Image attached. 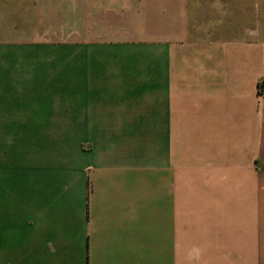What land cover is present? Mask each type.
<instances>
[{
  "label": "crops",
  "instance_id": "crops-1",
  "mask_svg": "<svg viewBox=\"0 0 264 264\" xmlns=\"http://www.w3.org/2000/svg\"><path fill=\"white\" fill-rule=\"evenodd\" d=\"M81 57L133 66L83 123ZM263 79L264 0H0V264H264Z\"/></svg>",
  "mask_w": 264,
  "mask_h": 264
},
{
  "label": "rangeland",
  "instance_id": "rangeland-1",
  "mask_svg": "<svg viewBox=\"0 0 264 264\" xmlns=\"http://www.w3.org/2000/svg\"><path fill=\"white\" fill-rule=\"evenodd\" d=\"M77 17V41H84L85 31L96 30L90 18ZM91 21V22H90ZM98 30V29H97ZM99 37V35H97ZM90 58H76L74 62L60 63L44 67V98L43 108L70 111L77 120L84 122V115L91 111H98L100 103L95 100H88L90 97H99L106 93L132 92L133 79L128 74L133 68L131 64L122 65L109 61H95ZM146 98V96H143ZM109 109L116 106L108 105ZM77 138L84 136V131H76ZM194 186H201L200 182ZM229 196V195H227ZM230 199L222 196L217 201L224 204H234L239 214L245 215L246 199L242 195L229 196ZM248 202V201H247ZM258 203L264 210V197L252 198V203Z\"/></svg>",
  "mask_w": 264,
  "mask_h": 264
},
{
  "label": "built area",
  "instance_id": "built-area-1",
  "mask_svg": "<svg viewBox=\"0 0 264 264\" xmlns=\"http://www.w3.org/2000/svg\"><path fill=\"white\" fill-rule=\"evenodd\" d=\"M259 91H260L261 98L264 101V79L261 80V82L259 84Z\"/></svg>",
  "mask_w": 264,
  "mask_h": 264
}]
</instances>
